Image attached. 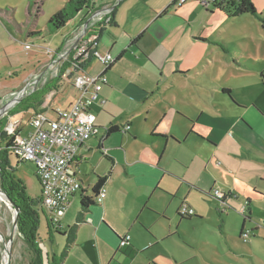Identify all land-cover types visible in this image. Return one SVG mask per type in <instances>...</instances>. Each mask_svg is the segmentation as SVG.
Listing matches in <instances>:
<instances>
[{
	"label": "crops",
	"instance_id": "crops-1",
	"mask_svg": "<svg viewBox=\"0 0 264 264\" xmlns=\"http://www.w3.org/2000/svg\"><path fill=\"white\" fill-rule=\"evenodd\" d=\"M51 1L0 0L5 8H0V33L6 36L4 43L0 39V74L6 79L23 70V77H10L9 85L0 82V95L41 75L28 94L26 116L32 114L21 125L22 134L31 130L35 114L54 119L80 93L71 80H48L51 57L46 49H71L89 11L52 31L48 22L38 26ZM65 2L53 3L60 10ZM253 2L261 16H231L202 0H98L97 6H114L100 31L99 49L115 61L92 106L100 132L76 156L84 189L70 198L61 220L63 234L51 243L58 264H189L191 258L197 264H264V219L254 221L247 208L251 197L263 196L258 183H264V172L236 167L264 166V33L246 28L249 22L264 30V3ZM13 40L29 41L38 51L18 70L8 67L9 55L19 53L15 42L7 46L9 53L4 46ZM85 70L96 74L102 66L91 58ZM126 125L129 129L121 132ZM111 127L115 130L109 133ZM205 173L212 183L208 187ZM100 178L106 196L83 209V194L92 197ZM211 187L225 191L229 204L240 197L246 201L248 212L235 231L245 244L230 234L225 221L219 229L208 228L199 196ZM184 202L195 215L180 217ZM192 217L198 226L192 225L195 244L202 247L181 253L179 228ZM247 229L251 232L245 239L241 233ZM128 234L129 244L121 246ZM219 251L229 262L219 258Z\"/></svg>",
	"mask_w": 264,
	"mask_h": 264
},
{
	"label": "built area",
	"instance_id": "built-area-1",
	"mask_svg": "<svg viewBox=\"0 0 264 264\" xmlns=\"http://www.w3.org/2000/svg\"><path fill=\"white\" fill-rule=\"evenodd\" d=\"M177 1L182 3L184 0ZM215 1L202 0L204 5ZM113 8L105 7L103 10L106 12L105 19L101 20L99 17L102 11L95 15L97 19L89 18L76 36L71 49L65 48L58 52L51 48L46 49L51 59L55 54L57 55L48 65V71L52 69L55 77L71 80L80 92L73 104L67 109L58 110L54 119L43 113L35 114L30 120L31 130L27 134L21 133V121L18 118L11 120L4 130L9 141L11 140L10 149L16 158L20 162L34 163L43 208L47 216L59 227L63 226L60 218L65 215L70 198L84 189L78 176L76 159L78 150L100 132L92 106L97 101L103 86L108 83L106 73L115 58L110 52L99 49V34L103 25L110 22ZM30 47V44H25L26 49ZM91 58H96L101 64L102 70L99 73L92 74L85 70ZM67 63L68 66L65 67ZM40 80L41 75L35 74L23 89L11 92V100L6 103L8 108L36 89ZM128 129L129 126L126 125L120 131L126 132ZM209 195L219 200L222 205L227 202V194L220 188H212ZM105 196L106 189L103 185L100 186L98 193L93 194L94 201ZM241 212L246 214V206ZM179 215L189 217L195 215V210L184 202L179 208ZM250 232L249 229L243 230L242 237L248 238ZM130 239L129 234L122 237L120 245H128Z\"/></svg>",
	"mask_w": 264,
	"mask_h": 264
},
{
	"label": "rangeland",
	"instance_id": "rangeland-1",
	"mask_svg": "<svg viewBox=\"0 0 264 264\" xmlns=\"http://www.w3.org/2000/svg\"><path fill=\"white\" fill-rule=\"evenodd\" d=\"M67 1V0H65ZM259 3H264V0H256ZM54 0L51 1V6H46V12H44L43 15L40 16L39 22H38V26H45V24L48 22V20L50 19V17L56 13L58 11V9L56 8V5L53 3ZM105 7H109V6H99L98 8L89 10L88 12V17L89 18H95L97 19V16H95L98 12H103V10L105 9ZM1 9H5L3 7H0ZM103 12L101 14V16H99L102 19L106 18V15H104ZM82 14L79 16V18H81ZM33 17V16H32ZM254 18L257 19V17L255 16ZM78 18L72 20L73 22H77ZM258 20V19H257ZM101 22V21H100ZM84 23H82L80 25V27L77 29V31L75 32L76 36L80 33L82 27H83ZM241 28V27H239ZM246 28L248 31L253 32L255 34L257 33H264V30L262 29L261 24H259L258 26L251 24V23H247ZM259 28V29H258ZM39 29L36 28V31L38 32ZM0 39L1 42L4 43L6 40V36H4L2 33H0ZM7 35L12 36L11 34L6 33ZM75 36V38H76ZM13 37V36H12ZM15 42V50H17L19 53L14 54L13 56L9 55V60L12 63V65H9L8 67H11L14 70H18V65L19 64H24L25 60L27 59V61H30V56L35 57V55L38 53L37 48L34 47V44H31V42H24V41H17V40H13V42H9L6 43L4 46L7 47L9 44H13ZM30 44L31 49H22V45L23 44ZM7 53L10 52V50L8 49V47L6 48ZM4 52V51H1ZM58 52V51H57ZM252 53V52H251ZM18 54H20V56H18ZM72 54V52H71ZM246 56H249V54L246 52L245 53ZM253 55H256V53H252ZM56 54L55 56L51 59V61L53 59H56ZM249 59V58H247ZM18 61V63H17ZM26 66V65H25ZM27 67V66H26ZM22 69V68H21ZM22 71V72H21ZM20 69L18 70V74H10V75H5V77H7L6 79L3 78L4 75L2 76L0 74V82H4L5 84H10L11 82V78H14L15 76L19 77H23V70ZM53 70L50 69V71H47L45 76H49L48 80H50L51 78L55 77L54 72H52ZM24 88V87H23ZM23 88H16L18 90H11L8 93H3L0 95V109L1 107L3 108V110H7L4 114H2V116L0 117V127L2 126L1 124H4L2 126V130L5 133V128L6 126L10 123L11 120L13 119H20L21 121V125L23 124V122L27 121V118L30 116L31 113H29L28 116H26V108H27V103H28V98L30 96H28V94H26L25 96H23L20 100H17L12 106H9L6 104L7 101L11 100L10 94L13 91H20ZM31 92V91H30ZM10 103V102H9ZM8 103V104H9ZM8 108V109H7ZM35 113V112H33ZM5 121V122H4ZM4 122V123H3ZM4 136V134H2ZM5 135H7L5 133ZM10 159H9V166L11 168V170L13 171L14 175L16 178L20 179L26 189H27V194L30 198L33 199H37L38 196L40 195V184L39 181L36 177V173H35V165L33 162L31 161H26V162H20L16 156L12 153L10 155ZM237 168H244V169H250V170H262L264 172V166L258 167V166H254V165H244L240 164L238 166H236ZM228 170H230V168H228ZM232 171V169L230 170ZM204 177V181H205V187H208L210 185H212V183L210 184V177L207 173L203 174ZM226 179L230 180L231 178L228 176V174H226L225 176ZM240 179V178H238ZM256 179H258V177H256ZM238 184L241 185V182L239 180ZM213 187V186H212ZM211 188H207L204 197L201 194L199 196L200 199V203L201 206H199V209L204 210V213L207 214L206 216V220H207V224H208V228H213V227H217V229H219V227H221L223 225V222H227L228 226L230 227V230L232 231L230 234L233 235L235 237V239L240 243V244H245L246 242L243 241L242 238H238V234L237 232L239 231L240 228V223L242 221V217H245V215L241 212L242 209L245 207V203L246 201L241 199L236 200L234 199L233 201H231V203L229 204L228 202H225L223 205L221 204V202L217 199H215L214 197L208 195L209 191L212 189ZM258 187H260L261 190V194H263V196H253L250 199H252L251 205L249 207H247L248 209L252 210V215H253V220L256 222L259 221H263L264 219V183H258ZM202 198V199H201ZM198 199V200H199ZM246 208V209H247ZM197 209V208H196ZM13 208L11 205H8L4 202H0V234L3 237L2 239L5 242H8L9 239V234H8V226L11 224L12 219H13ZM228 212H229V216H228ZM246 212H248V210H246ZM46 214V213H45ZM193 219H195V217H192L190 220H183L181 222V227L179 228V231L181 233V237H183V240H176V244H177V249L179 250V252H184V249L189 250L190 248V253L194 252L195 249L193 248H198V247H202V246H198L197 244H195L196 242V235L193 233L192 231V225H195V228L197 229V225H196V221H194ZM62 220V218H60V221ZM218 221V223L216 222ZM62 222H64L63 224L66 223L65 220H63ZM71 223V222H70ZM73 223V222H72ZM66 225V224H65ZM174 226L176 227L175 223ZM249 226V224L247 225ZM237 229V230H236ZM47 226H46V221H45V216L43 214H41V223H40V227H39V234H40V238L42 240V242L40 243L39 247L42 249V258L44 259V261H46L47 256L46 253H50V247H51V243L49 242V237L47 235ZM237 231V232H235ZM55 235V234H54ZM223 237V242L226 241L225 239V235L222 234ZM58 239V238H57ZM60 240V238H59ZM55 241H56V237H55ZM62 241V240H61ZM167 248L168 243L166 244ZM49 252H47V250ZM169 249V248H168ZM170 251V249H169ZM4 252V243L0 242V264H3L2 262V256ZM220 254V259L225 261V262H229V260L226 258V254L222 253L219 251ZM34 258V252L32 251V249L29 247V245L26 243V241L24 240V238L22 237V235L18 232V229H16V235L14 237V241H13V247H12V254H11V263L12 264H30L32 262ZM164 262H168L170 260L169 258V254L164 253L162 256ZM201 261V260H200ZM197 259L195 258H191L189 261V264H197Z\"/></svg>",
	"mask_w": 264,
	"mask_h": 264
},
{
	"label": "trees",
	"instance_id": "trees-1",
	"mask_svg": "<svg viewBox=\"0 0 264 264\" xmlns=\"http://www.w3.org/2000/svg\"><path fill=\"white\" fill-rule=\"evenodd\" d=\"M97 3L98 0H67L64 6L50 17L48 26L52 31L61 29L83 11L98 8L99 5L97 6ZM214 7L226 10L231 16H237L243 13L261 16L257 11L253 0H216L214 2ZM66 66H68V63L65 64V67ZM1 125L3 126L4 124ZM2 126L0 127V187L9 196L14 205L20 210L18 218V232L22 235L26 243L34 252V258L30 264H44V259L42 258L43 251L39 247L42 242L39 234L41 214L45 216L46 226L48 229L47 235L50 243L54 242L53 237L55 235L63 233L61 232V227L55 225L47 214H45L46 212L42 205L41 193L37 199L30 198L27 194V189L24 183L20 179L16 178L11 170L8 162L11 157L10 155L12 154L10 149L11 140L9 141L3 132ZM114 130L115 128L111 127L108 129V132L111 133ZM2 134H4V136ZM103 181L104 179L100 178L98 183L94 186L93 191L95 194L98 193ZM93 203V196L88 197L83 194L81 201L83 209L89 207ZM180 217L186 218L182 216ZM46 256L47 264H58V262L55 261V254L51 255L50 253H46Z\"/></svg>",
	"mask_w": 264,
	"mask_h": 264
},
{
	"label": "bare ground",
	"instance_id": "bare-ground-1",
	"mask_svg": "<svg viewBox=\"0 0 264 264\" xmlns=\"http://www.w3.org/2000/svg\"><path fill=\"white\" fill-rule=\"evenodd\" d=\"M4 113H5V110H3V108L1 107V109H0V117H1L2 114H4ZM0 189H1V187H0ZM0 202H4V204L6 203V204L8 205V207H9V204H8V202H7V200H6V197H5L4 193L2 192V189L0 190ZM13 214H14V210H13ZM8 234H9V235L13 234V240H12L11 242H9V240H8V242H5V241L2 239L3 237H2L1 234H0V242H5V243L7 244V250H8V249L11 250V253H12L13 241H14V237H15V235H16V228H14V225H13V219H12L11 224L8 226ZM7 250L4 249V252L2 253V254H3V256H2V261H3L2 263H3V264H6Z\"/></svg>",
	"mask_w": 264,
	"mask_h": 264
},
{
	"label": "water",
	"instance_id": "water-1",
	"mask_svg": "<svg viewBox=\"0 0 264 264\" xmlns=\"http://www.w3.org/2000/svg\"><path fill=\"white\" fill-rule=\"evenodd\" d=\"M114 7V6H112ZM88 22V21H87ZM2 189V188H1ZM0 189V190H1ZM2 192L4 193L5 197H6V200L8 202L9 205L12 206V208L14 209V214H13V225H14V228L18 229V218H19V208L16 207L14 205V203L11 201V199L9 198V196L2 190ZM9 242H11L13 240V234L9 235ZM4 243V249L7 250V244L5 242ZM11 250H7V259H6V264H12L11 263Z\"/></svg>",
	"mask_w": 264,
	"mask_h": 264
}]
</instances>
